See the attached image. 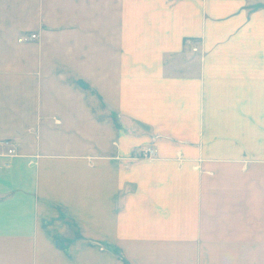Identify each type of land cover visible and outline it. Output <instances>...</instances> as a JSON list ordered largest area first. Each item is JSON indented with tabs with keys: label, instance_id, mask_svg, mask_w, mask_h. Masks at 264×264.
<instances>
[{
	"label": "crops",
	"instance_id": "crops-1",
	"mask_svg": "<svg viewBox=\"0 0 264 264\" xmlns=\"http://www.w3.org/2000/svg\"><path fill=\"white\" fill-rule=\"evenodd\" d=\"M4 138L0 264H259L264 0H0Z\"/></svg>",
	"mask_w": 264,
	"mask_h": 264
},
{
	"label": "rangeland",
	"instance_id": "rangeland-1",
	"mask_svg": "<svg viewBox=\"0 0 264 264\" xmlns=\"http://www.w3.org/2000/svg\"><path fill=\"white\" fill-rule=\"evenodd\" d=\"M195 49H196V47H195ZM157 136H158L157 134L151 135V140H155L157 138ZM6 139H10L9 141H10V143H12V146L16 148V153H17V147L15 145V142L11 138H4L1 140L0 143L2 144L3 140L5 141ZM2 146L5 147L4 145H2ZM5 148H6V151L4 152V154L7 155L8 150H7V147H5ZM149 148H152L153 151H150ZM156 152H157V148L155 146H153V143H147L145 145H141L135 150V154H137L140 157H153L156 154ZM6 164H9V162H7ZM101 244H102L101 248L105 249V244L104 243H101ZM60 245H62V243H60ZM66 246H67V244H66ZM259 253H261V252H259ZM259 264H264V258H259Z\"/></svg>",
	"mask_w": 264,
	"mask_h": 264
},
{
	"label": "built area",
	"instance_id": "built-area-1",
	"mask_svg": "<svg viewBox=\"0 0 264 264\" xmlns=\"http://www.w3.org/2000/svg\"><path fill=\"white\" fill-rule=\"evenodd\" d=\"M37 36V33H31L29 36H20L19 37V41H25L27 39H32L35 38ZM10 139H6L5 141L3 140L2 145H4L5 147H7V155H14L16 154V148L12 146V143H10L9 141ZM150 151H153L152 148H149Z\"/></svg>",
	"mask_w": 264,
	"mask_h": 264
}]
</instances>
